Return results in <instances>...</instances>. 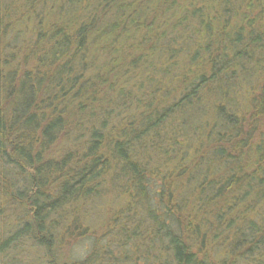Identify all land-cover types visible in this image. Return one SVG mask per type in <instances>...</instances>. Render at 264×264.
Instances as JSON below:
<instances>
[{"label":"trees","instance_id":"1","mask_svg":"<svg viewBox=\"0 0 264 264\" xmlns=\"http://www.w3.org/2000/svg\"><path fill=\"white\" fill-rule=\"evenodd\" d=\"M1 221L0 264H264V0H0Z\"/></svg>","mask_w":264,"mask_h":264},{"label":"rangeland","instance_id":"2","mask_svg":"<svg viewBox=\"0 0 264 264\" xmlns=\"http://www.w3.org/2000/svg\"><path fill=\"white\" fill-rule=\"evenodd\" d=\"M231 103H232L231 104V108H237V107L241 106V102L239 100H237V99H234ZM190 117L191 116L188 115V117L185 118V119H188L186 121L187 122L186 126H184L185 127V131L188 132V133L189 132L193 133V131L196 128H198V127H202L201 129H198V130H203V127H204L203 123H204V121L206 119L203 116V114L200 113L196 117H192V118H190ZM210 119H212V118H210ZM181 122H185V121L183 120ZM171 124L169 123V125H168L169 129L172 128ZM164 136L169 141L170 145H172V130H171L169 135L168 134H164ZM171 153H172V149H171ZM151 164L153 165V162ZM160 173L161 172H156L155 174H153V176H151V177L154 178L155 183H159V185H160ZM154 186L156 187V185H154ZM100 194L101 195L97 199V203H96L98 205V207L95 206V205L91 206L90 203H88V206H87V209H86V211L88 213V215H87L88 216V218H87L88 221L85 222L86 225H84V227L86 226V228H87V225H88L89 226L88 229H90L92 233L91 234L89 233L90 236L83 237L82 239L73 242L70 246H65L64 249H63V247H61L60 250L58 249L59 250L58 253L61 255V257L67 256L69 259L76 260V261H80L82 259H85L87 257V255L93 251V249H92L93 248L92 241H94V240H93L92 237H99L103 233V231L101 232L100 227L98 225V221H99V224L101 222V220H98L99 216L102 213L100 208L104 209V210H107L108 208H112L114 210H116V209H120L121 210V209L124 208L123 206L125 204L122 207L118 206L119 205L118 203L123 201L122 200V196H124L122 194V190L119 188L118 184L111 183V185L109 187V190L106 191V192H101ZM96 214L98 215L97 218L95 217ZM8 216H9V214H6V216H5L6 218L4 217L5 218L4 220L6 222L8 220ZM102 218H103V215H102ZM69 222H70V220L65 221L62 226L66 227L69 224ZM4 224H5L4 221L0 222V230L1 229L4 230V228H5ZM126 233L130 234L129 231H126ZM149 247H150V245H148V246L142 245V247H141L142 248V250H141L142 253L144 254V252L146 250H150ZM31 248H33V247H31V245L30 246H25L27 258L26 257L25 258L20 257L22 255H18L19 253H17L15 251L13 254L10 253L9 259H14L15 258L16 260L20 261L19 263L17 261H14L13 264H37L35 261H32V259H34L35 256H34L33 250ZM56 252H57V249L55 251V254H56ZM35 254H36V258L37 257L39 258L40 264H47V261L41 260L43 258V256H44V253H43V251L41 249H38V252L35 251ZM7 263H9V261L6 262V264Z\"/></svg>","mask_w":264,"mask_h":264}]
</instances>
